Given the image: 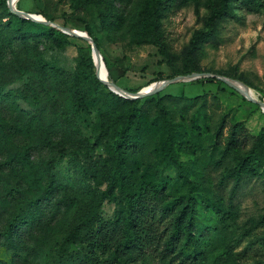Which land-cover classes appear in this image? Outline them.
Wrapping results in <instances>:
<instances>
[{
    "label": "rangeland",
    "instance_id": "obj_1",
    "mask_svg": "<svg viewBox=\"0 0 264 264\" xmlns=\"http://www.w3.org/2000/svg\"><path fill=\"white\" fill-rule=\"evenodd\" d=\"M139 1L125 0L121 8L129 16ZM205 1L187 0L162 19L166 41L177 59L178 75L157 47L135 44L126 28L117 30L104 25L93 5L78 11L71 7V0H19L17 7L28 13H43L51 21L77 30L85 31L89 22L101 45L110 81L131 91L191 75L187 74L190 66L184 58L194 33L203 28L208 13ZM236 12L241 20L220 22L217 36L203 43L196 53L201 73L233 76L264 102V11L237 9ZM36 52L50 73L61 70L64 75L74 74L80 59L93 54L90 43L75 36L62 49L40 41L29 47L17 43L9 50L5 49L4 38H0V264H56L59 246L79 219L89 185L101 190L107 187L106 183L88 178L82 172V166L88 168L94 161H103L107 157L105 149L97 148L91 159L82 154L77 156L71 152L78 150L77 144L74 148L71 143L64 145V133L52 126L53 119L58 117L56 107L59 113V107L63 106L76 119L82 139L93 145L102 130L98 108L75 111L53 75H48L43 83L31 66ZM205 79L171 83L144 99H164L175 134L174 150L185 167V174L198 183L199 197L207 201L208 207H198L197 228L207 264H264V221L259 223L264 217V163L262 174L248 179L235 195L233 211L229 205L233 180L221 181L224 170L214 164L238 122L246 125L244 147L253 144L252 135H257L264 126V111L257 102H251L223 80ZM28 86L38 96L37 105L23 97ZM204 94L206 100L193 102V98ZM147 106H150L151 124L158 114L151 104ZM224 119L225 128L216 143V132ZM16 124L20 130L14 128ZM67 134L73 135L68 131ZM160 136L158 130H153L150 148L143 158L142 168L152 165L150 172L161 167L153 150L159 145ZM26 141L33 145L30 151ZM167 173L173 180L178 178L176 167ZM13 186L19 191L13 190ZM179 191H186V187L173 182L171 194ZM43 193L45 200L38 202L36 197ZM116 209L115 199L105 201L103 217L111 218ZM17 216L21 224L19 236L7 244L6 227ZM80 244L81 237H77L71 250L77 251ZM143 263L160 264L159 252L149 251ZM171 264H179V260Z\"/></svg>",
    "mask_w": 264,
    "mask_h": 264
},
{
    "label": "trees",
    "instance_id": "obj_2",
    "mask_svg": "<svg viewBox=\"0 0 264 264\" xmlns=\"http://www.w3.org/2000/svg\"><path fill=\"white\" fill-rule=\"evenodd\" d=\"M123 1L71 0V7L80 11L83 6L93 5L104 25L117 30L126 28L135 44L157 47L174 74L178 75L177 59L166 41L162 19L176 5H183L187 0H140L129 16L121 8ZM205 7L208 13L204 17L203 28L194 33L184 58L190 66L187 74L202 72L196 53L203 43L217 36L220 22L226 19L240 21L237 9L264 11V0H206ZM44 17L51 20L47 15ZM85 31L101 49L89 22H86ZM71 37L54 27L11 12L7 0H0V38H4L5 49L12 50L17 43L29 47L40 41L62 49L70 44ZM31 66L43 83L50 74L57 79L75 111L98 108L102 130L90 145L82 139L74 116L68 114L63 106L59 107L58 113L56 107L58 117L53 119L52 126L64 133V145L71 143L74 148L77 144L78 150L71 152L77 156L82 154L86 159H91L97 148L103 147L107 152L103 161H94L88 168L82 166L86 177L106 183L107 187L101 190L89 185L84 194L86 200L82 199L79 219L59 246L56 264H144L143 260L151 250L159 252L160 264H171L174 260H179V264H207L201 234L197 232L198 207H208L207 201L199 197L196 191L198 183L185 174V167L174 150L175 134L164 99H129L113 92L97 77L92 55L82 57L71 75H64L61 70L50 73L37 52L31 58ZM205 80L213 82L216 78ZM23 97L38 104V96L29 86ZM199 100H206V95L193 98V102ZM147 104H151L158 114L157 120L151 124L148 120L150 106ZM14 128L21 129L18 124ZM224 128L225 119L216 132V143H219ZM245 129L242 121L233 126L220 159L214 163L224 170L221 181L233 180L229 198L232 211L235 195L248 179L262 174L260 169L264 163V126L257 135L251 134L254 141L249 148L243 145V135H247ZM153 130L161 133L159 145L153 148L161 167L150 172L152 165L142 166ZM67 131L75 136L67 134ZM27 136L31 139L29 131ZM25 143L30 151L33 145L29 141ZM175 167L178 178L173 180L167 172ZM173 182L186 187V191L171 194ZM12 189L19 191L16 186ZM45 195L37 196L36 200L43 202ZM110 199H115L117 209L111 218L105 219L102 209L105 201ZM263 221L264 217L259 223ZM20 225L19 216L9 222L4 235L7 244L19 236ZM77 237H81L80 248L71 250Z\"/></svg>",
    "mask_w": 264,
    "mask_h": 264
},
{
    "label": "water",
    "instance_id": "obj_3",
    "mask_svg": "<svg viewBox=\"0 0 264 264\" xmlns=\"http://www.w3.org/2000/svg\"><path fill=\"white\" fill-rule=\"evenodd\" d=\"M18 2H19V0H9L8 1V5H9L11 12H13V13H15V14H17V15L25 18V19H30L32 21L40 22V23H43L45 25L54 27V28L66 33V34H69L70 36L82 38L83 40L90 43V45L92 47V51H93L92 57H93L95 65H97L96 58H98L101 61V63L104 64V66H106V62H105L104 57L101 53V50L99 49L94 38L92 36H90L88 32L62 26V25H60L54 21L46 19L43 15H40V14L34 15L31 13H25L23 11H20L19 9L16 8V5L18 4ZM96 74H97V77L104 84L108 85L110 90L119 94L122 97L129 98V99L144 98L146 96L156 94L157 92L161 91L166 85L171 84V83L189 81V80L200 79V78H217V79L223 80L224 82L228 83L232 87L236 88L238 91L242 92V94H244V96L248 100H250L251 102H257L262 108H264V102L256 100L250 93L251 88L248 87L244 82H242L238 79L229 78V77L224 76V75L213 74V73H193V74L187 75V76H177L173 79H169V80L162 81V82H155V83L148 86L149 89L142 88L138 92H132L130 90H126V89L122 88L121 86H119L114 81L109 83V82L105 81L104 79H102L98 74L97 68H96Z\"/></svg>",
    "mask_w": 264,
    "mask_h": 264
},
{
    "label": "bare ground",
    "instance_id": "obj_4",
    "mask_svg": "<svg viewBox=\"0 0 264 264\" xmlns=\"http://www.w3.org/2000/svg\"><path fill=\"white\" fill-rule=\"evenodd\" d=\"M16 8L18 9L17 5H16ZM20 10V9H19ZM20 11H23V10H20ZM25 12V11H23ZM25 13H28V12H25ZM33 14V13H31ZM34 15H37V14H34ZM96 63H97V70H98V74L99 76L104 79L105 81L111 83L110 79H109V74H108V70H107V67L104 66V64L101 63V61L96 58ZM233 83V82H232ZM157 84V83H156ZM145 89H149L148 86L145 87ZM240 92V91H239ZM251 95L256 99L258 100V96L257 94L253 91V89H251L250 91ZM263 111H264V108H263Z\"/></svg>",
    "mask_w": 264,
    "mask_h": 264
}]
</instances>
